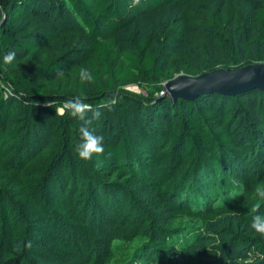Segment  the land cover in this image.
<instances>
[{
	"label": "trees",
	"instance_id": "obj_1",
	"mask_svg": "<svg viewBox=\"0 0 264 264\" xmlns=\"http://www.w3.org/2000/svg\"><path fill=\"white\" fill-rule=\"evenodd\" d=\"M192 2L0 0V264H264V236L249 227L264 215L254 198L264 186V90L176 101L119 90L164 78L175 52L164 40L155 48L153 35L139 38L140 18ZM248 8L202 35L236 67L264 62V0ZM131 26L126 46L120 32ZM69 34L87 42L80 51L35 61ZM9 51L17 67L4 63ZM211 61L210 69L221 64ZM76 65L71 92L53 93L48 82ZM76 97L92 106L84 121L64 108ZM82 126L103 137V154L89 161L74 157ZM29 153L49 160L37 199L9 185Z\"/></svg>",
	"mask_w": 264,
	"mask_h": 264
},
{
	"label": "rangeland",
	"instance_id": "obj_2",
	"mask_svg": "<svg viewBox=\"0 0 264 264\" xmlns=\"http://www.w3.org/2000/svg\"><path fill=\"white\" fill-rule=\"evenodd\" d=\"M239 4L240 6H238ZM249 4L250 0H236L235 2L229 4L228 10H222L221 7H217L218 0H193V2L190 4V7L185 11L180 10V12L176 13V11H170L168 8H165L157 16L147 15L140 18L137 28L134 27V29H137V35L139 36V38H145L147 36L153 35L155 48H157L161 41L164 40L165 45H169V47L175 49V52L167 58L168 64L166 67V75L164 78L159 80L152 79L149 81L143 80L141 82L133 83L128 82L122 85L119 90L131 93H138L140 95L152 94L154 97L157 98L158 96H162V94L166 92L164 84L168 80L173 79L179 75L196 76L203 72L211 71L219 67L237 68L236 66L230 64L229 54L227 55L226 52L222 50H212L204 41V37L202 35L208 34L209 27H207V25L213 21H220L221 24H223L230 17L234 16L237 18V15H239V13L242 17H247L248 13L250 12V9L248 8ZM166 14L169 15L168 20H166L165 18L162 19V17ZM176 14H178L179 17H177ZM193 15H195L194 20H190V17ZM4 18L5 15L2 11H0V23L3 21ZM169 23L171 24L168 29V33H165L164 25H169ZM187 27H191L192 30L195 29L193 30L195 31V35L191 38L185 37V30L187 29ZM132 30L133 27L131 26L120 32V35L122 36V41L126 46H131L130 35ZM178 40L180 41L177 42ZM86 43L87 42H85L83 39L76 38L74 37V35H66L64 45L59 44L57 42H52L49 46L45 47L41 51V53L38 54V56L35 58V61L37 63H40L44 59H52L54 57H57L59 53L62 52V50L67 51L70 48H75V51L72 53L74 55L76 52L80 51L79 48L84 47V44ZM216 59H221V64L216 68L210 69L212 62L211 60ZM28 61H32V59ZM26 62L27 60L24 59L21 64L24 65ZM11 66L17 67L18 65L16 63H12ZM78 69L79 65L72 67L68 70L69 73L62 77L55 78L53 81L48 82L47 85L51 86L52 92L56 94H67L71 92L73 80L75 78L74 76L77 73ZM165 97L171 99L169 95ZM57 109L60 110L58 111L59 113L63 112L62 107H57ZM200 110L204 112L207 111V109H205L203 105H201ZM216 116H218V114H216ZM239 119L241 118H238L237 116L236 121L232 124L233 130L236 126L237 120ZM237 128L238 127H236L235 130ZM56 144L57 143L52 144L47 149L52 148L51 152H53L55 149H59V147L53 148ZM30 155H32V153L28 154V156ZM74 157L77 160L78 156L76 155V151ZM28 160H31L29 166H26V168L23 169H16L15 171H12V173H14V175L16 176V183L11 182L12 176H10L9 185L13 189V192H22L25 194L30 191L31 195L34 196L35 199H37V197H39L41 193H38L39 186H36L37 184H39L49 160H46L44 158V155L37 156L35 154L33 156H30ZM14 162L15 163L13 165H16V161ZM13 165L10 164V166ZM20 180L23 182H21ZM22 186L24 188H22ZM34 186L36 187V189L31 190L30 188ZM21 198L23 201H25L24 197ZM29 208L31 209V206Z\"/></svg>",
	"mask_w": 264,
	"mask_h": 264
},
{
	"label": "water",
	"instance_id": "obj_3",
	"mask_svg": "<svg viewBox=\"0 0 264 264\" xmlns=\"http://www.w3.org/2000/svg\"><path fill=\"white\" fill-rule=\"evenodd\" d=\"M164 87L166 92L157 101L167 95L176 101L179 98L194 100L213 92L233 96L251 89L264 90V62L237 68L219 67L196 76L179 75L168 80Z\"/></svg>",
	"mask_w": 264,
	"mask_h": 264
},
{
	"label": "clouds",
	"instance_id": "obj_4",
	"mask_svg": "<svg viewBox=\"0 0 264 264\" xmlns=\"http://www.w3.org/2000/svg\"><path fill=\"white\" fill-rule=\"evenodd\" d=\"M16 59V53L9 51L4 54L3 61L6 64H11ZM86 79H91V77H86ZM64 108L67 110L68 114L75 119L81 121L86 120L87 113L92 110V106L84 101L81 97H76L72 100L66 101ZM56 114L58 109H56ZM99 112L93 113V119L98 118ZM80 141L76 147V155L80 160L89 161L94 154H103V137L95 135L87 127L82 126L80 128ZM254 198H259L264 200V186H257L254 192ZM259 206L252 208V212H258ZM249 227L257 234L264 236V215H253ZM30 246V244H29Z\"/></svg>",
	"mask_w": 264,
	"mask_h": 264
}]
</instances>
